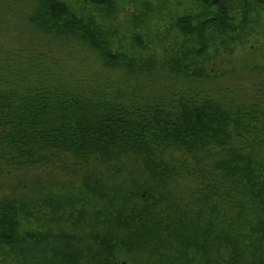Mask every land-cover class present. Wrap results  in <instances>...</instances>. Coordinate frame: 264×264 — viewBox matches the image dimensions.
<instances>
[{
    "label": "trees",
    "instance_id": "1",
    "mask_svg": "<svg viewBox=\"0 0 264 264\" xmlns=\"http://www.w3.org/2000/svg\"><path fill=\"white\" fill-rule=\"evenodd\" d=\"M191 1L153 47L116 0H0V33L29 35L0 48V179L64 157L146 176L0 197V264H264L263 97L217 82L264 0Z\"/></svg>",
    "mask_w": 264,
    "mask_h": 264
},
{
    "label": "rangeland",
    "instance_id": "2",
    "mask_svg": "<svg viewBox=\"0 0 264 264\" xmlns=\"http://www.w3.org/2000/svg\"><path fill=\"white\" fill-rule=\"evenodd\" d=\"M116 1L119 8L115 23L120 30L119 37H127L130 31L146 28V42L153 41L155 43L153 47L158 42L162 45L166 44L173 33L171 27L174 19L187 13L200 11L199 6L193 4L191 0ZM251 21L252 25L244 33V38H242L241 44L237 45L229 63L222 64L226 73L222 77H218L217 82L231 86L238 84V87H243L244 90L253 88L263 97L264 102V8L257 9L253 13ZM13 38L27 40L29 35L24 33L21 38V35L17 33L4 30L3 33H0V48L13 47L17 43ZM80 56L84 60H88L87 56L84 57L82 53ZM88 62L90 66L96 69L97 65L94 59L88 60ZM139 172V165L132 160L122 161L118 168H95L91 166L89 170H86L75 165L71 159L64 157L30 170L20 171L11 178L0 179V197L22 195L21 197L35 198V196H43L44 194L45 196L59 195L77 200L82 197V188L85 186L84 183L88 181L86 177L91 176L90 180L94 177L95 179L100 178L109 184L122 187V181L136 180L141 182L142 180L138 178L141 175ZM141 176V178H146L144 175ZM81 208V205H78L76 210L71 213L65 210L64 217H70L71 220L65 224H59L65 228L66 233L76 236V242L80 246L82 241L87 244V241L83 240L80 235L85 234L89 229L84 225L88 221L84 212H87L89 207L84 208V211ZM98 208L99 206L96 204L92 210ZM56 223L53 222L57 225ZM100 229V227L94 228V230ZM79 237H81L80 240ZM75 248L76 245H73L72 249ZM123 259L127 264H137L135 259L139 258L137 255L129 254ZM84 260L80 264H88ZM119 264H125V262H119Z\"/></svg>",
    "mask_w": 264,
    "mask_h": 264
}]
</instances>
